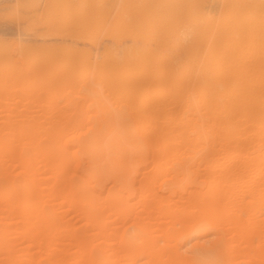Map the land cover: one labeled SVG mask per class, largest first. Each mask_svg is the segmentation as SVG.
I'll use <instances>...</instances> for the list:
<instances>
[{"label": "rangeland", "instance_id": "rangeland-1", "mask_svg": "<svg viewBox=\"0 0 264 264\" xmlns=\"http://www.w3.org/2000/svg\"><path fill=\"white\" fill-rule=\"evenodd\" d=\"M0 264H264V0H0Z\"/></svg>", "mask_w": 264, "mask_h": 264}, {"label": "bare ground", "instance_id": "bare-ground-1", "mask_svg": "<svg viewBox=\"0 0 264 264\" xmlns=\"http://www.w3.org/2000/svg\"><path fill=\"white\" fill-rule=\"evenodd\" d=\"M20 81V80H19ZM110 130V129H109ZM115 134V133H114Z\"/></svg>", "mask_w": 264, "mask_h": 264}]
</instances>
